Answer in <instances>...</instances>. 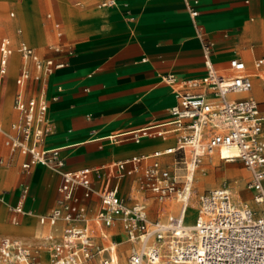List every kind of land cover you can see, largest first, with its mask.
Listing matches in <instances>:
<instances>
[{"label":"built area","instance_id":"2783aa9c","mask_svg":"<svg viewBox=\"0 0 264 264\" xmlns=\"http://www.w3.org/2000/svg\"><path fill=\"white\" fill-rule=\"evenodd\" d=\"M117 3L100 0L97 6ZM183 4L200 40L204 73L184 78L172 72L163 74L161 80L172 87L175 97L169 118L108 137L136 143L154 137L171 141L151 153L101 166L67 170L60 148L44 147L53 130L49 100L57 98L56 94L48 97L47 81L66 63L41 56L25 41L18 43L16 118L5 131V144L24 156L21 169L44 166L57 173L60 181L54 205L36 215L48 230L32 241L2 237L0 264H116L117 240L112 237L119 230L129 243L126 264H264V110L249 94L254 72L237 56L229 59L225 69L215 68L211 61L214 41L198 20L199 0H183ZM53 50L72 52L61 44ZM13 51L9 39L1 38L0 74L6 72ZM253 66L264 72V56L256 58ZM31 81L39 87L29 93ZM220 147L235 151L222 159H239L248 171L246 186L253 192L254 205L235 202L227 186L214 187L199 194L195 217L186 224L195 169L204 156ZM131 176L133 184L124 191V181ZM28 192L29 185L22 183L19 198L9 205L13 223L20 214H32L26 206ZM146 193L160 203L158 213L166 209L165 200L174 198L176 212H170L165 222L151 220ZM92 196L98 204L89 212L83 201Z\"/></svg>","mask_w":264,"mask_h":264},{"label":"crops","instance_id":"0c3cea01","mask_svg":"<svg viewBox=\"0 0 264 264\" xmlns=\"http://www.w3.org/2000/svg\"><path fill=\"white\" fill-rule=\"evenodd\" d=\"M99 1L93 2L94 7L118 10L120 19L136 30L135 37L124 36L125 40L110 50L94 49L88 45H69L62 40L64 31L61 21L51 11H47L46 17L51 21L57 41L50 45L48 54L42 55L35 49L41 56H54L66 63L47 81L48 97L56 94L57 98L49 100L48 115L53 130L46 137L44 147H59L65 157L67 170L101 166L132 155L151 153L167 145L171 140L160 137L145 138L138 143L130 139L113 141L108 137L169 118L168 109L174 103L175 97L172 87L161 80L163 74L172 72L177 77L184 78L199 76L205 71L200 40L190 22L183 0H117L114 7H98ZM76 3L79 4L80 1ZM198 10V20L206 36L214 41L211 53L213 66L225 69L231 57H240L249 70L254 72L252 87L256 85L264 88V78L262 81L258 79L257 74L260 71L253 66L256 58L264 56V0H199ZM88 17L90 23H100L110 21L112 14L105 11L89 14ZM55 23H58V27ZM58 31L61 32L60 35ZM56 44H61L72 52L57 54L53 50ZM12 55L13 53L9 56L6 70L11 65ZM20 64L19 55L16 60L17 74ZM38 87L37 82L31 81L28 92H36ZM15 90L16 84L12 95L10 120L7 127L0 125L4 144L5 130L9 129L11 121L16 118L13 108ZM260 106L264 110V101H260ZM106 139L109 143H100ZM8 150L9 155L16 153L21 161L24 159L19 151H11L9 147ZM64 151L72 153L69 161ZM9 161L0 159V163L4 162L6 166H9ZM42 167L33 166L27 171L30 177L22 181L29 185L26 206L32 214H20L17 223L11 220L10 223L18 224L24 215L35 216L39 225L47 227L43 231L46 232L48 226L40 224L36 215L48 211L54 205L59 182L51 207L38 211L29 202L35 200L41 191L38 184L43 182L41 174L45 170ZM51 172L60 181V176ZM131 184L132 176L125 179L124 191ZM11 195L10 190L0 191V201L7 204L9 215V205L19 198L20 187L15 196ZM83 202L87 204L89 212H92L98 204V198L92 196L89 201Z\"/></svg>","mask_w":264,"mask_h":264},{"label":"rangeland","instance_id":"374dc122","mask_svg":"<svg viewBox=\"0 0 264 264\" xmlns=\"http://www.w3.org/2000/svg\"><path fill=\"white\" fill-rule=\"evenodd\" d=\"M0 18L6 20L9 27L6 31L0 34L1 37H7L11 46L14 48L13 55L19 58L17 52V45L19 40L24 39L26 42L35 47V49L42 55L48 54L51 50L50 45L57 41L54 29L51 21L46 17L47 11H51L56 18L61 21L64 36L62 40L69 45L73 46H90L94 49L110 50L116 48L117 45L122 43L125 38H133L136 35V30L130 28L127 22L120 19L119 11L109 8H95L93 2L95 0H0ZM80 1L79 4L76 2ZM91 1V3H90ZM111 12L112 19L108 22L90 23L89 14H98L101 12ZM57 12V13H56ZM2 13V14H1ZM70 19V20H69ZM68 34V35H67ZM70 35V36H69ZM17 74V69L8 73V70L0 76V125L7 127L10 120V116L3 115V107L6 103H12V95L15 87L14 78ZM263 96L259 101H264V88ZM166 113V110H164ZM114 141V140H113ZM102 144L109 143L106 139ZM142 145V149L143 150ZM141 148V147H140ZM98 149V143H97ZM69 161L71 152L64 151ZM0 159L10 160L9 166L0 163V191L3 189L10 190L11 196H15L18 192V187L30 177V173L23 171L20 167V157L16 153L9 155L8 147L4 144V136L0 131ZM210 156H204L202 162L195 169L193 180L191 183V193L189 195L194 197L195 209H197V199L200 193L207 189L214 187L227 186L232 194V198L235 202H247L249 205H254L253 192L246 186L248 179V171L245 169L243 163L239 159L234 161H220L216 164L208 166L202 170V167L209 165ZM205 161H208L205 162ZM234 163V167L237 168L239 174L244 178L240 180L238 174L232 172L225 175L223 171L224 164ZM39 167V166H38ZM42 167V166H41ZM234 167H230V171L235 170ZM37 168V167H35ZM34 168V170H35ZM45 172L42 175L43 182L38 184L39 195L37 198L29 203L34 205L38 211H43L51 207L53 198L55 196V189L59 182V177L53 175V173L47 167H42ZM234 168V169H233ZM234 172V171H233ZM53 175V176H52ZM197 175V178H196ZM236 180V181H235ZM235 181V182H234ZM242 183V188L239 192L241 199L238 200L235 197L233 184L238 182ZM146 197L149 203V218L155 220L160 218L164 220L168 217L169 213L176 212L178 202L174 198H169L165 202H176L174 209L170 211L163 210L158 213V207L160 203L153 200L149 193L143 195ZM162 203V204H163ZM161 204V205H162ZM7 204L4 201H0V240L4 236H17L23 240L32 241L35 237L44 233L47 229L46 226H41L37 223L35 216L24 215L20 218L18 224L10 223V216L7 212ZM196 211L187 216L188 220H193ZM13 230V231H11ZM34 230V231H33ZM97 239L100 240L99 237ZM117 240L115 244V254L119 260L124 259L126 264V256L129 250V243L124 241V237L120 230L112 237Z\"/></svg>","mask_w":264,"mask_h":264},{"label":"bare ground","instance_id":"6f19581e","mask_svg":"<svg viewBox=\"0 0 264 264\" xmlns=\"http://www.w3.org/2000/svg\"><path fill=\"white\" fill-rule=\"evenodd\" d=\"M1 2V1H0ZM90 3H91V1H90ZM0 9H2L1 7H0ZM57 13V12H56ZM2 14V13H1ZM70 20V19H69ZM8 27H9V24H8V22L6 21V20H4V19H2V18H0V34L1 33H3L4 31H6L7 29H8ZM68 35V34H67ZM70 36V35H69ZM14 52V51H13ZM16 60H17V58H16V56L15 55H12V57H11V65H10V67H9V69H8V73H10V72H12V71H14L15 69H16ZM258 79H260L261 81H262V79L264 78V72H258ZM249 94L250 95H252V96H254L256 99H261V97L263 96V90H262V86H256V85H254L251 89H250V91H249ZM12 114V106H11V103H6L5 104V106L3 107V115H8V116H10ZM6 131V130H5ZM234 150L233 149H231V148H226V147H220V148H218L217 150H215L213 153H212V155L210 156V160H208L209 161V165H207V166H205V167H202V170L204 169V168H207L208 166H211V165H213V164H216V163H218L219 161H220V159H222V158H224V157H226V156H230V155H233L234 154ZM209 157V156H208ZM224 161H228V160H225V159H223ZM208 161H205V162H207L208 163ZM232 161H234V160H232ZM234 163H230V164H224V169H225V171H223L224 173H225V175L226 174H228V173H230V172H232L233 174L235 173V174H238V176H239V178H240V180H242L243 178H244V174L243 175H241V174H239V171L237 170V168H235L234 167V165H233ZM230 167H234L235 168V170H232V171H230ZM233 168V169H234ZM234 171V172H233ZM196 178H197V175H196ZM236 181V180H235ZM234 181V182H235ZM234 186H233V189H234V193H235V197H236V199H238V200H240L241 199V195H240V190L241 189H243L242 188V183L239 181L237 184H233ZM194 197L193 196H190V200L188 201V204H187V209H186V211H185V219H184V223H186V224H190V223H192V221L191 220H188L187 219V216H189V215H192L195 211H196V209H195V203H194ZM176 202H165V206H166V209L168 210V211H170L171 209H174V204H175ZM176 205V204H175ZM177 206V205H176ZM165 209V210H166ZM161 221H163V222H165L166 221V218L164 219V220H162L161 219ZM11 231H13V230H11ZM34 231V230H33ZM116 264H124V259L121 261V260H119L118 259V257H117V255H116Z\"/></svg>","mask_w":264,"mask_h":264}]
</instances>
